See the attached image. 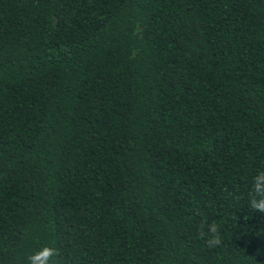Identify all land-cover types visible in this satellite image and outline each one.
I'll return each instance as SVG.
<instances>
[{
	"label": "trees",
	"instance_id": "obj_1",
	"mask_svg": "<svg viewBox=\"0 0 264 264\" xmlns=\"http://www.w3.org/2000/svg\"><path fill=\"white\" fill-rule=\"evenodd\" d=\"M262 170L264 0H0V264H264Z\"/></svg>",
	"mask_w": 264,
	"mask_h": 264
},
{
	"label": "clouds",
	"instance_id": "obj_2",
	"mask_svg": "<svg viewBox=\"0 0 264 264\" xmlns=\"http://www.w3.org/2000/svg\"><path fill=\"white\" fill-rule=\"evenodd\" d=\"M248 207L255 212L264 214V170L258 172L253 177L252 189L249 192ZM208 233L200 232V238L205 239L207 235L206 244L209 248L219 246L222 242L219 232V225L212 222L207 225ZM60 250L57 247L44 245L38 251L29 255L26 264H61L59 259Z\"/></svg>",
	"mask_w": 264,
	"mask_h": 264
}]
</instances>
